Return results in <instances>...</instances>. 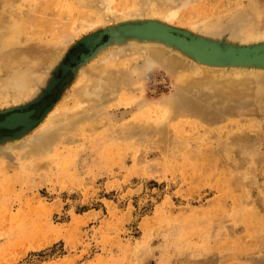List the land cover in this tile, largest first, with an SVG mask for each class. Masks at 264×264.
<instances>
[{
  "label": "rangeland",
  "instance_id": "obj_1",
  "mask_svg": "<svg viewBox=\"0 0 264 264\" xmlns=\"http://www.w3.org/2000/svg\"><path fill=\"white\" fill-rule=\"evenodd\" d=\"M142 1L0 0V95L9 97L0 109L46 91L62 62L96 43L75 45L84 35L159 22L146 25L152 37L115 33L72 73L68 61L60 88L32 105L38 128L0 138V264H264V73L227 92L197 65L264 68V52L249 49L264 38L234 37L264 26V0H150L177 7L167 21L155 12L98 23L83 13L95 2L120 15ZM146 39L169 47L133 52L131 41ZM92 58L113 59L89 76L118 94L100 109L75 97ZM62 107L87 119L37 142Z\"/></svg>",
  "mask_w": 264,
  "mask_h": 264
},
{
  "label": "bare ground",
  "instance_id": "obj_2",
  "mask_svg": "<svg viewBox=\"0 0 264 264\" xmlns=\"http://www.w3.org/2000/svg\"><path fill=\"white\" fill-rule=\"evenodd\" d=\"M95 2H93L92 5H89L88 10L86 9V11L83 13H86L89 11V15H87V13L85 15L88 17H90L91 15H94V17H92V18L90 17L89 19L94 20L95 22H98V23H100V21L111 20L112 18H116V17L127 19L128 17L130 18L132 15H134L136 17L144 16V17L150 18L152 15H154L155 12L160 14V16L162 17L163 20L167 21L169 19L176 17V15L178 13L177 7H175L174 5L168 4L167 1H165V4L163 6H159L157 4H153L150 0H144V1L140 2L141 4H139L138 6H135V7L131 8L130 10L120 12V15L115 11L113 6L110 7L108 4H107L105 9H102V10H105L104 12H102V10L97 6L98 1H97V3H95ZM105 4H106V2H105ZM118 16H120V17H118ZM2 21H0L1 24L3 23L2 25H5L6 23L4 24V21H6V20H4L3 22ZM89 23L93 24V22H89ZM89 23H87V24L83 23L82 26L84 27V26L88 25ZM1 24H0V27H1L0 30L3 31L5 26L3 27ZM6 25L8 27V24H6ZM14 30L16 31L17 29L15 28ZM202 30L204 31L205 29H203V27H202ZM3 32H5V31H3ZM218 33H220V32H218ZM234 37L236 38L237 41H239L243 44L246 43L247 45H249L250 41L251 42L254 41V43H255V41H258V40L260 41V39L264 38V26L263 27H256L254 24H252L248 27L245 26ZM119 40H121V38ZM123 44L124 43H122L121 41H117L116 42L117 49L122 50V48L124 46ZM130 45L132 47L134 46L135 50H133V52H137L139 49H146V50H148L149 53L150 52L151 53L159 52V51L162 52V50H165L166 48L168 49V47H169V46H166L164 43L157 41V39L156 40L146 39L144 41L135 40L133 42L131 41ZM204 46H206V45H204ZM109 56L111 58L113 55L110 53ZM175 56H171V57L173 58ZM106 57H108V56H106ZM168 59H170V58H168ZM91 60H90L91 61V63H90L91 68L88 69V72L87 73H85V72L82 73L83 71L81 72L82 73V75H81L82 84L79 86V91L75 93V97H76L77 102H80L81 104L89 102L92 104V106L94 105L96 107H99V109H100V107L102 105H104L106 102L112 103L118 97V94H116L115 90H113L111 92L112 95H108L109 90L104 89V87H107L109 85V83L106 82V84L104 83V84L99 85V80H95L98 82L96 84H94L92 82L93 79H91L90 77H92L94 73H99V71H101L102 67H104L103 69H105V70L111 69V63L113 62V59L106 61V64H103V66L99 63H96L94 61V60H96L95 58H92ZM196 64H197V62H196ZM249 64L248 63L247 64L246 63H240V62H238V63L237 62L236 63H233V62H226V63H221V62L217 63L216 62L215 63L214 62L212 64L211 63L210 64L201 63V64H197V65L202 67V69L203 68L204 69H209V68L213 69L211 71H207V73L209 75L208 78L214 79V84H217V86H221L227 92H235V91L241 92V91L245 90L247 82L254 80L256 75L264 73V68L256 67V66L249 65ZM226 67H230V69L228 70ZM91 71L93 72V74H91ZM92 83L94 84V90L89 91L88 88L91 86ZM19 94H20V92L16 93L17 98H19L22 95V94L21 95H19ZM8 98L9 97L4 95V94L0 95V103L5 102ZM111 98H114V99H111ZM21 99L22 98H19L18 101L15 102L16 106H21L20 103L24 104ZM28 111H29V109L28 110L22 109L18 113H15V114L7 117L5 120L1 121L0 125H5L7 127H13L15 125L20 124L22 127V125H24L23 123L25 121L30 119V117H33V119L31 118V120L35 121L34 124H32L29 127L28 126L22 127V129L27 130V129H33L35 127L38 128V126L36 125V121L40 120V118H35V116H33L32 114H28ZM42 117L43 116H41V118ZM78 117H79V112L69 110V108L66 109V108L62 107L60 112L57 114V116H50L49 119L47 118L48 120L46 119L47 122L42 127L43 129L39 130V132H41V134L36 135V137H35V138H38L37 142L39 140L45 141V142H47L48 140L52 141L51 137L56 135V134H52L55 129L70 128V126H72V123L77 124L78 122H82V121L87 119V118L78 119ZM41 123H42V121H41ZM20 129L21 128H19L17 130L20 131ZM66 130H68V129H66ZM33 143H34V141H33ZM45 147H43V148H45ZM47 147H49V145Z\"/></svg>",
  "mask_w": 264,
  "mask_h": 264
},
{
  "label": "water",
  "instance_id": "obj_3",
  "mask_svg": "<svg viewBox=\"0 0 264 264\" xmlns=\"http://www.w3.org/2000/svg\"><path fill=\"white\" fill-rule=\"evenodd\" d=\"M157 21H153V20H148V21H144V22H141V23H131V22H125L123 24H120L118 27H116L115 29H111V28H105V29H101V30H96L94 32H91L89 34H86L84 35L83 37H81L75 45H80V44H85V40L87 39V37L89 36H93V35H98L97 36V41L96 43L93 45V46H90L88 47L84 52H82L79 56H74L73 54L70 55L68 57L67 60H65L64 62H62L59 66H58V75L56 76H53L49 81V86L47 88L46 91L42 92L39 96H37V98H35L34 100H31L30 102H27L25 103L24 105H21V106H12V107H6V108H1L0 109V117H2V120H5L7 117L15 114V113H18L19 111H21L22 109H26L28 110L27 108H30L29 111H28V114H32L34 116V114H37L35 113V108L32 106L34 104H36L37 102H39L40 100L44 99L50 92V89L52 86H55V84L58 82V87L60 88V78H61V75H62V70H63V66L68 62V61H72L74 62L73 63V66H72V69H71V72H73V70L75 69V64L78 63L79 61H83V60H86L88 59L93 53L94 51L96 50V48H98L100 45L104 44V43H107V42H110V40H113L114 37H115V33L118 34L119 37H124L125 36V33L126 32H133V33H137V34H141V35H146V36H149V37H152L154 34H151L150 32H148V29H146V25L148 24H151V23H156ZM159 23V22H157ZM167 27V26H165ZM147 30V31H146ZM188 32V31H187ZM189 33V32H188ZM190 36H193L195 38H192L194 41L196 40H199L198 38H202L200 36H194L192 35L191 33H189ZM204 40H206L207 42H212L214 43V41H211V40H207L205 38H203ZM216 44H219V45H222L220 43H217ZM232 45V44H231ZM233 47H238V49L236 50H239L241 48H244V47H240L241 45H238V46H235V45H232ZM250 46V47H249ZM249 49H259L260 51H263L264 52V42L262 43H258V44H253V45H249ZM222 47H227V45H222ZM240 47V48H239ZM247 47V46H245ZM184 50H186V48L184 47H180ZM187 52H189L190 54H192L190 51L186 50ZM194 55V54H192ZM264 59V58H263ZM59 92L57 94L56 97L59 96ZM32 106V107H31ZM38 116V115H37ZM31 118L33 119V117H30V119H28L27 121H25L22 125V127H29L31 126L32 124H34L35 121H32ZM37 122V121H36ZM20 124L18 125H15L11 128H8L7 126L5 125H1L0 126V130H2L0 132V138H3V137H6V136H15L17 135L15 132V130L19 129V128H22ZM13 128V129H12ZM17 128V129H16ZM29 130V129H27Z\"/></svg>",
  "mask_w": 264,
  "mask_h": 264
}]
</instances>
